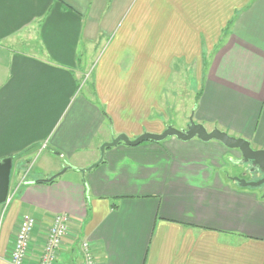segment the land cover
<instances>
[{
  "label": "crops",
  "instance_id": "0c3cea01",
  "mask_svg": "<svg viewBox=\"0 0 264 264\" xmlns=\"http://www.w3.org/2000/svg\"><path fill=\"white\" fill-rule=\"evenodd\" d=\"M189 66L194 120L264 149V0H0V160H40L0 204V264L24 215L37 264L57 213L55 264H81L83 239L97 264H264V191L234 180L256 179L238 149L121 142L81 172L120 133H162Z\"/></svg>",
  "mask_w": 264,
  "mask_h": 264
},
{
  "label": "water",
  "instance_id": "95a60500",
  "mask_svg": "<svg viewBox=\"0 0 264 264\" xmlns=\"http://www.w3.org/2000/svg\"><path fill=\"white\" fill-rule=\"evenodd\" d=\"M170 136H175L184 141L196 137L202 141L217 140L228 148L238 149L241 153L240 163L246 165V170L250 173H259L260 177L255 180H247L246 178L237 176L234 177V180L241 186L262 187L264 191V149H255L248 139L233 136L217 127L208 130L204 124L196 122L193 116H190L185 127L177 128L168 125L162 133L144 132L135 139H131L126 133H120L110 141L103 142L100 146L101 155L99 160L86 168H82L81 172L84 174L86 171L96 167L103 161L105 150L121 142L130 146H135L145 141L160 142ZM12 169V157H5L0 160V204L7 200L10 191Z\"/></svg>",
  "mask_w": 264,
  "mask_h": 264
},
{
  "label": "built area",
  "instance_id": "2783aa9c",
  "mask_svg": "<svg viewBox=\"0 0 264 264\" xmlns=\"http://www.w3.org/2000/svg\"><path fill=\"white\" fill-rule=\"evenodd\" d=\"M8 194L7 200H10ZM70 217L66 213L54 214L49 223V228L43 243V249L37 264H55L58 251L63 243L64 237L69 231ZM37 219L31 215H24L18 226L13 247L10 251L12 264H27L26 258L30 246L33 228L37 225ZM81 251V264H97L89 240L83 239L79 242Z\"/></svg>",
  "mask_w": 264,
  "mask_h": 264
},
{
  "label": "rangeland",
  "instance_id": "374dc122",
  "mask_svg": "<svg viewBox=\"0 0 264 264\" xmlns=\"http://www.w3.org/2000/svg\"><path fill=\"white\" fill-rule=\"evenodd\" d=\"M92 66H90L88 68V71H86V73L89 72L90 69H92ZM90 72H92V70ZM183 72L185 74H182ZM180 73H181L180 75L182 77H184V75L187 76L186 80L188 82V87L190 86L189 87L190 95L189 96H181L180 102H179L180 107H181V111H179V112H177V108L171 109V106L172 105L177 106L178 98L180 96H176L177 98L173 97V101H172V98L168 97V100H169L168 105H171V106H169L170 109H168L169 110V112L167 113L168 116L164 118V121L167 125H172V126L177 127V128L182 125V123L185 121L186 116H188V118H190V116H193V118H194L193 104H194V102H196V101H194L196 99L194 98V93H192V91L196 90V93L198 92V90H197L198 86H196L194 89L195 74H196L194 67L189 66L187 69L182 68V71ZM88 79H89V75L88 76L84 75L83 78L79 81V88L83 89V91L85 89V85L87 84ZM184 85L187 88V84H184ZM182 108H185L184 111L182 110ZM37 154H38V152H35L30 156L29 161L21 162L20 166L18 167L17 170L15 167L12 169L10 188L14 185V183H18L22 178H30V175L28 177H26V175H28V173L30 171L32 174L33 172H35V170H37L38 164L40 161L39 160L37 162V160H36L38 157ZM55 157H56L55 159H57L58 161H63V160H60V158H58L57 156H55ZM14 161L17 162L16 157H15ZM238 171H239L238 168L228 169V172H230V173H236ZM239 173L244 174L245 170H242V172H239ZM246 177L257 179L258 177H260V174L254 173L253 176H252V174H246ZM252 188H256V187H252Z\"/></svg>",
  "mask_w": 264,
  "mask_h": 264
},
{
  "label": "trees",
  "instance_id": "16d2710c",
  "mask_svg": "<svg viewBox=\"0 0 264 264\" xmlns=\"http://www.w3.org/2000/svg\"><path fill=\"white\" fill-rule=\"evenodd\" d=\"M197 96H198V98H199V96H200V93H199Z\"/></svg>",
  "mask_w": 264,
  "mask_h": 264
}]
</instances>
